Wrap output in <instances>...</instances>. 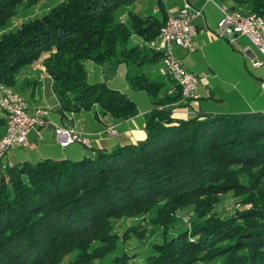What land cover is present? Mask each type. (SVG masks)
<instances>
[{
  "label": "trees",
  "instance_id": "1",
  "mask_svg": "<svg viewBox=\"0 0 264 264\" xmlns=\"http://www.w3.org/2000/svg\"><path fill=\"white\" fill-rule=\"evenodd\" d=\"M37 1L0 0V29L16 8ZM130 2L58 0L1 31L0 82L12 87L16 67L41 53L60 108L89 110L95 103L114 119L130 117L136 113L131 98L104 81L87 82L84 66L89 59L101 63L116 56V63L144 65L129 76L126 69L130 87L155 97L164 85L148 68L160 54L142 41H127L130 33L152 39L160 23L117 19L115 9ZM249 3L251 11L264 14V0ZM159 93L144 112L138 140L92 145L77 159L13 161L0 170V264L95 261L122 244L113 218L144 213H151L147 221L159 230V240L133 264H264V110L199 111L179 118L169 106L180 98L178 90ZM227 193L238 207L223 215L213 205ZM187 206L189 227L174 229V211ZM137 227L127 224L123 232Z\"/></svg>",
  "mask_w": 264,
  "mask_h": 264
},
{
  "label": "crops",
  "instance_id": "2",
  "mask_svg": "<svg viewBox=\"0 0 264 264\" xmlns=\"http://www.w3.org/2000/svg\"><path fill=\"white\" fill-rule=\"evenodd\" d=\"M188 1L192 7H199L201 11L199 15L193 18V24L196 25L197 31L192 36L190 42L191 50L180 49L177 47V49L173 52L178 57L181 64L184 65V67L189 70L196 79L197 84L194 91L197 92L198 97H196L195 100L188 99L183 103H179L178 101L170 102V115L184 118L185 116L195 114L199 111H206L208 113H237V111L250 112L253 110L263 111L264 88H259L258 83L264 81V73L259 70L257 72H252L249 69L255 68L251 65L249 58L254 57L258 59L260 55L249 43L250 41L248 38H245L243 35H235L234 45H230V43L225 39L217 38L213 34V30H215L216 27L215 23L222 15L221 10H218L219 5L224 6L230 11L241 10L246 12L250 10V0ZM181 3L182 0H132V2L129 3V6H124L126 7L124 12L117 13L122 14L119 20L124 23L129 22V20L133 19V17L138 19H145L148 17L149 19H153V21L156 20L158 23H161L162 20L165 19L167 13H176ZM154 5L155 8H153ZM127 41L129 44H139L142 39H140L137 34L130 33ZM174 46L176 47L177 45ZM45 55L46 54L44 53L42 54V56ZM158 59L155 61V65L157 66L159 64ZM85 63L87 75L90 70H98L92 60L89 59V61H86ZM117 64L119 65L120 63ZM31 68L32 72L27 71L25 74L26 77L23 81L20 83L17 82V84L14 85L15 87H12L21 97V93L26 91L29 95H35L34 90H36L37 86H39V76L41 74L49 77L41 65V56L40 60ZM156 69L158 71V67ZM101 74L102 72L100 73L98 71L97 74H95L96 77L94 79L100 81ZM163 79L165 84L163 90L165 92L170 89V87L175 85L174 81L167 76L163 75ZM47 82L48 89L45 86V91L47 94H50V96L49 94L47 96L48 99L40 101L37 104H33L29 102V100L22 97L25 101V106L29 111L42 108L40 105L45 103L47 107L44 116L46 125L28 130L25 135V139L27 140L25 144L31 142L35 143L39 139H42L41 132L48 133V136L53 137L51 134V125L53 123L61 125L71 124L76 131H81L84 135L88 136L90 140L88 147L93 145L101 148H111L119 145V143L132 142L143 137V115L144 112H147L151 108V106L148 109L144 106L140 113H135L128 118L114 119L111 117L110 119L108 117L110 115L107 112L102 113L101 115H97V113H95L94 116L100 120L106 118V120L109 121V124L114 126L116 131V135L104 136L99 132H101L107 124L101 123V127L99 126L93 128V130H95L94 132L93 130L89 131L83 126V123L78 120V115L83 109L73 111L68 107L60 108L58 103L59 101L52 91L50 83L51 79L50 81L47 80ZM149 105L151 104L149 103ZM93 106L97 105L92 103L91 107ZM0 115H3V112L0 111ZM92 133L95 134L93 135ZM20 145L21 144H17L13 146L9 151L10 153L6 154L5 158L11 163H13V161H18L17 159L12 160V157L15 155L13 154L14 149ZM56 145L59 152L57 154L58 156H53L55 158L61 157L64 159H77L80 155L88 153L82 148H79L78 151L71 148V150L64 152L65 147L61 148L57 143ZM65 146H67V144ZM88 151L90 152V150ZM45 156L53 158L48 155Z\"/></svg>",
  "mask_w": 264,
  "mask_h": 264
},
{
  "label": "built area",
  "instance_id": "3",
  "mask_svg": "<svg viewBox=\"0 0 264 264\" xmlns=\"http://www.w3.org/2000/svg\"><path fill=\"white\" fill-rule=\"evenodd\" d=\"M218 10H221L222 15L215 23L213 34L217 38L225 39L230 45H234L237 34L248 38L249 43L260 55L258 59L250 57L249 61L254 67L261 66L264 63V14L251 10L243 14L237 10L230 11L222 5L218 6ZM200 13L199 7H192L188 0H182L176 13H167L152 39H142L145 47L160 54L158 73L174 81L175 85L166 90V93L170 94L171 90L177 89L180 94V98L177 99L179 103L188 99L195 100L198 97L197 92L194 91L197 81L171 51V46L177 45L180 49L191 50L190 42L197 31L193 18ZM258 86L263 89L264 81L259 82ZM0 111L4 115V130L0 134V170H2L7 166H12V163L4 158L6 151L17 144L24 143L25 135L31 128L46 125L44 119L46 110L37 108L29 111L18 92L0 82ZM51 128V134L61 148L73 141L89 146L88 136L81 131H76L71 124L53 123ZM99 133L104 136L116 135L113 125L105 126Z\"/></svg>",
  "mask_w": 264,
  "mask_h": 264
},
{
  "label": "rangeland",
  "instance_id": "4",
  "mask_svg": "<svg viewBox=\"0 0 264 264\" xmlns=\"http://www.w3.org/2000/svg\"><path fill=\"white\" fill-rule=\"evenodd\" d=\"M57 1L58 0H38L37 3L33 5L32 7L20 5V7L16 8L15 13H13L9 17L10 19L9 23H7L5 27L3 26L0 29V32L7 30L8 27H12V25L18 23L22 19H26L27 17L34 16L35 13L41 10H46L50 5H52L53 3ZM129 5L130 4L128 3V5H125V6H129ZM124 10H126V7L124 6H120L115 9V15L117 19H119L120 16H122V14H118V13L124 12ZM246 12L241 11V13L243 14ZM176 49H177V46L176 47L174 45L171 46L172 52ZM40 54L41 53L37 54V56H35V59L30 60L29 62H26V63H22V65L16 67V69L14 70V74H13L14 77H13V82L11 84L12 87H15L14 85H16L17 82L20 83L21 81H23V79L26 77L25 74L27 71L32 72L31 67H33L40 60ZM119 58L120 57L115 56L113 60L110 58L111 60H108L106 62L105 61H102L101 63L93 62L98 68V70H90L89 74L91 75L89 74L87 75L86 73L87 76L85 75V80L87 82L95 80L94 79L96 77L95 74H97L98 71L100 73L102 72L100 81H104L106 85L112 89L117 88L118 90H121L126 95V97H128L129 99L131 98L133 105L135 107V112L140 113L141 109L144 108V106L147 109L150 108V105H149L150 99L154 101V100H157V98L161 97L160 96L161 94L159 92H161V90L164 89L165 84L162 85L158 89L159 91L156 93L155 97L150 95L144 89L142 90L139 88L130 87L128 84V81H126L124 78V73L126 69H128L127 75L129 76L133 73L139 72L140 68H142L143 63L141 66H138V64L136 65L130 64L129 66H126L125 62L123 60H120L117 62V63H120L118 65L116 63V60H119ZM113 63H115V65H113ZM85 65L86 63L84 62V66ZM148 66H149L148 68L150 71L149 73L152 77L156 78L159 76L160 79H163V75L157 73L158 71L156 68L158 66L155 65V63L152 65L149 64ZM249 69L252 72H257L259 70L260 72L264 73V63L259 67L249 68ZM47 80L50 81V76L46 77L45 75L41 74L39 76V83H38L39 86H37L36 90H34L35 95L33 94L29 95L28 92L26 91V92L21 93L22 97L25 98L26 100H29V102L33 104H37L40 101L48 99L47 96L49 93L47 94V92L45 91L46 90L45 86L47 88V85H48ZM41 106L42 108L46 110L47 108L46 103L43 105H40V107ZM95 113H97V115L102 114L98 106H93V107L90 106L89 110L83 109L82 111H80V114L78 115V118H79L78 120L81 123H83V126L86 127L89 131L93 130V128L95 127H99V126L101 127V123L107 124L105 126L110 125L109 121L106 120V118H103L102 120L96 118L94 116ZM108 117L111 119L112 116H108ZM94 131L95 130H93V132ZM41 134H42V139H39L35 143L31 142V143L25 144L27 142V140L25 139L24 143L21 144L22 146L20 145L16 147L13 152V154L15 155H13L12 160L17 159L21 161H26V160L36 161L40 157L45 156V155H48L49 157L56 156L59 151L55 143L56 141L54 137L48 136V133H45V132H41ZM92 134L94 135L95 133H92ZM71 148L76 149V151H78L79 148H82V149H85V151L89 153L88 151L89 149H87V146H83L80 142H74V141L70 142L69 144H67V146H65L64 152L71 150ZM9 151L10 150H7L6 152L9 154L10 153ZM219 196L220 198L213 205V208L217 210L218 213L225 215V214H228V212L231 210L232 207L234 206L238 207L236 202H234L235 199L230 194L227 193L226 195H219ZM174 212L178 216V219L173 224L174 229L180 228V227L188 228L189 227L188 220H189V217L192 216V211H190V207L189 206L181 207V208L176 209ZM148 215L150 216L151 213H148ZM148 215L144 213V214L135 215V217H128V218L122 217L121 219L113 218L111 220V226L113 227V230L116 231L117 239H118L117 243L121 244L122 242V244L120 245V247L110 249L108 253H105L103 256L97 258L95 261H89L85 264H130V263L133 264L138 261H141V259H143L144 257V254H146L145 252L150 242L152 240H159V237L157 236L159 230H157L156 228H154L153 230L154 226L150 225L151 223L147 221ZM162 218L163 216H161L157 222L160 223ZM135 223L138 224V227L136 228L134 233L129 232L126 234V232H123V228H125L127 224L133 225ZM142 227H144V229ZM114 255H118L120 257L122 256L123 259L112 260V257ZM198 264H213V263L204 262V263H198Z\"/></svg>",
  "mask_w": 264,
  "mask_h": 264
}]
</instances>
